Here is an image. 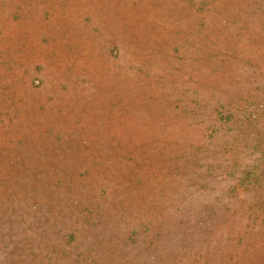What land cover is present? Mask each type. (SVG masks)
Wrapping results in <instances>:
<instances>
[{
    "label": "trees",
    "instance_id": "obj_1",
    "mask_svg": "<svg viewBox=\"0 0 264 264\" xmlns=\"http://www.w3.org/2000/svg\"><path fill=\"white\" fill-rule=\"evenodd\" d=\"M8 255L264 264V0H0Z\"/></svg>",
    "mask_w": 264,
    "mask_h": 264
},
{
    "label": "rangeland",
    "instance_id": "obj_2",
    "mask_svg": "<svg viewBox=\"0 0 264 264\" xmlns=\"http://www.w3.org/2000/svg\"><path fill=\"white\" fill-rule=\"evenodd\" d=\"M156 183H159V184H163L164 186H165V183L164 182H159V181H156ZM5 185H7V186H9L10 184H1V186H5ZM87 186H89V184L87 185ZM37 187L39 188V191H40V189L44 192V193H42V196H44L45 195V192H47L46 191V188H45V186L43 185V184H39V183H37ZM174 186H170V185H166L165 186V188L166 189H168V190H170L171 188H173ZM14 188V186L12 187V189ZM41 193V192H40ZM134 197L133 196H127L126 197V199H125V197H123V200H124V202L128 205V210H127V213H125L124 214V217H126L127 219H133L134 217H136V215H134V212L136 211V208H138V207H141L142 206V204L140 203V202H138V198L140 197V193H138V192H134ZM179 198H182L183 199V201H182V203H187V202H191L192 203V205H193V207L194 208H198L199 210H201L200 209V205H201V203L198 201V199L197 198H195V195H194V193H191L190 192V190H189V188L188 187H184V186H182V187H178V189H177V194H176ZM203 195L201 194L200 195V197H202ZM211 199L213 200V198L211 197ZM134 203H136V204H134ZM153 203L152 202H149L148 203V206H150V205H152ZM130 217V218H129ZM195 217V216H194ZM129 222V224H130V221H128ZM261 230V229H260ZM99 233L101 234V232L99 231ZM42 242V241H41ZM17 246H18V248H21V246H22V242H20V243H15ZM104 254V251L103 252H101V255H103ZM9 257H7L8 258V260H9V262H10V264H14V262H15V260H14V258H12V256L11 255H8ZM123 259V258H122ZM117 262L119 263H123V264H136L135 262H130V263H126V262H124V260H122L121 261V259H119V260H117L116 261V264H117ZM111 262L108 260L107 262H104L103 264H110ZM48 264H52V263H48ZM71 264H77V263H75V262H72ZM112 264V263H111ZM237 264H241V261H239V263H237Z\"/></svg>",
    "mask_w": 264,
    "mask_h": 264
}]
</instances>
